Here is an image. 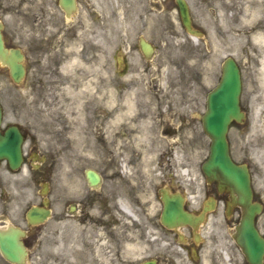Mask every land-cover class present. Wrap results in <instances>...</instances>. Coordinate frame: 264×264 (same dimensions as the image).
Segmentation results:
<instances>
[{"label":"flooded vegetation","instance_id":"flooded-vegetation-1","mask_svg":"<svg viewBox=\"0 0 264 264\" xmlns=\"http://www.w3.org/2000/svg\"><path fill=\"white\" fill-rule=\"evenodd\" d=\"M183 1L192 35L177 0H119L120 6L140 11L127 14L124 9L112 22L104 21L103 0H72L66 7L61 0H0V40L17 66L14 83L0 63V79L6 75L15 86L14 95L0 93V102L14 98L8 102L15 104L17 119L3 125H15L24 138L25 184L49 183L54 175L49 152L38 153L40 141L50 143L49 131L53 139L61 131L71 137L73 129L79 130L84 145L97 147V156L90 157L96 163L83 161L81 170H69L63 210L48 198L53 224L63 221L69 255L90 260L83 264L104 263V252L95 250V235L106 236L108 264L120 263L125 240L150 246L152 231L159 240L169 237L185 249L202 250L206 218L222 220L232 198L228 187L207 181L199 160L190 165L188 148L200 142V97L205 108L229 62L238 70L243 113L240 123L230 125L229 152L249 170L253 200L264 212V0ZM153 7L157 16L172 19L163 28L175 42L163 44L165 53H159L160 41L150 42V51L142 49L149 42L144 33ZM160 54L175 57L168 61L177 67V79H163L168 90L158 89L154 78L152 89H132L136 62L145 64L147 74ZM206 78L213 80L209 89L203 88ZM151 159L155 167H148ZM90 171L97 175L95 186L89 183ZM7 187V176H0L1 226ZM165 195L189 212L204 213L205 221L179 229L162 226ZM152 210L157 212L154 223Z\"/></svg>","mask_w":264,"mask_h":264},{"label":"rangeland","instance_id":"rangeland-1","mask_svg":"<svg viewBox=\"0 0 264 264\" xmlns=\"http://www.w3.org/2000/svg\"><path fill=\"white\" fill-rule=\"evenodd\" d=\"M118 3L119 0H103L105 22H112L111 20H113V18H119L122 15L124 9L128 11L125 12L127 14H130V11H132L137 15V13L140 11L139 9H134L133 6H120ZM127 4L131 5L130 2H127ZM153 9L154 10L151 11L152 14L146 19V25L148 26V29L144 33V36H146L148 41L154 44H156L158 41L162 42L159 53H165L166 51L164 50L165 47H163V44H174L175 42V39H172V37L168 35L169 33L166 32V28H163L166 25H170L172 19L165 18L163 16H157L155 11L156 8L153 7ZM139 35L140 34L137 36ZM108 40L110 41V39ZM169 59L174 60L175 57H168L167 55L161 54L160 56H157L154 60V64L160 62V65L156 66L153 64L147 74L143 73V66H145V64L140 61L136 62V65L133 67L135 77L132 80V82L135 84V88L132 89L150 90L152 89V85L154 83L150 82L149 80H153L152 78H154V81H159L156 82L158 89L168 90V86L166 85L168 82L164 81L163 79L167 78L169 75H171L174 80H176L178 77L177 67L171 64L168 61ZM7 80L8 78L6 77L1 79V84L4 85L2 87L3 92L9 91L14 95L15 88L14 86H10ZM212 84L213 80L206 78L205 82L203 83V88L209 89L211 88ZM105 86H109L111 88V84H106V79ZM203 100L204 99H202L201 96L199 106L201 113L199 114H202V111L204 110V105L201 103ZM8 101L14 103L15 99L10 98L3 103L6 120L17 122L14 111L15 104H10ZM55 132H58V130ZM60 133V136L54 137L52 139L50 136L51 131H49L48 139L50 140V143L47 144L48 142H46L45 144L40 141L38 143V153L47 154V152H49L50 154L49 157L51 158L50 162L53 164L54 175L49 183L47 182V186L49 187V192L47 195L49 196L50 201L53 202L54 199V202L59 210H63L67 174L69 170L71 169V172H74L75 170H81L83 167V161H86L85 163H88L89 165L96 163V160H92L90 157L97 156V147L84 145L81 137L82 133L79 130L73 129L72 133L70 134L71 137H67V133L63 131ZM200 135L199 146L197 148H188L189 163L193 167H195V164L198 162V160L201 164L208 154L210 141L202 132ZM27 143L29 144V141ZM137 148L145 149L147 147ZM144 155L153 156L154 154L144 153ZM107 158H110V156ZM184 161L186 162L185 155ZM46 166L47 163L44 164V167ZM151 166H156V163H154L153 160L151 163H148V167ZM0 173V176H7L8 187L7 191L5 192V197L8 202V204H6L8 219L23 228L25 227L22 218L23 212L27 206L39 204L40 198L37 194V190H40L41 186L25 184V177L21 173H10L4 164H0ZM155 213L156 212L154 210L149 212V217L153 221H156ZM238 219L239 216L233 215L231 221L236 224ZM130 220L136 221L137 218L134 217ZM210 223V227L206 229L205 232L206 237H204V239L207 241L204 245V251L199 261L193 262L188 256L178 253L176 245L169 239H164L163 241L154 239L151 241L150 246H147L146 243L137 242L133 238L130 240H125V243L122 246L123 252L122 256L120 257V261H122L124 264H139L143 260L155 258V253H160L162 257L157 258L159 264H231L233 261L232 259H236L237 264H247L240 249L236 246L232 236L227 233V230L225 231L224 222H218V220L215 219ZM256 225L259 231L263 233L264 213L259 218H257ZM52 229L53 220H48L43 225L29 229L28 238H26L24 241L29 250V256L26 264H83L86 261H90L85 258H80L76 255L74 258H72L69 255L64 244L63 223L57 227V232L54 237L52 235ZM229 232H233V226L232 231L230 230ZM95 237L99 239V242L103 241L102 245L99 242H94L96 245L95 250L99 251L101 249L104 252L103 260H109L106 253V250L109 248L106 242V236L95 235ZM127 245H130V248H127ZM165 245L166 248L164 247ZM167 246L170 247V249H167ZM224 251H226V254L231 257L230 260L223 258ZM0 264L8 263H6L0 256Z\"/></svg>","mask_w":264,"mask_h":264},{"label":"water","instance_id":"water-1","mask_svg":"<svg viewBox=\"0 0 264 264\" xmlns=\"http://www.w3.org/2000/svg\"><path fill=\"white\" fill-rule=\"evenodd\" d=\"M187 21V18L185 19ZM0 45V59L1 58ZM11 75L16 79V66L6 62ZM239 79L232 66L224 70L221 82L215 92L209 97L207 111L203 116V128L211 139L209 157L203 164L202 170L209 179L220 180L228 185L237 196L236 203L243 207V214L236 227L235 241L241 247L249 264H262L264 255V239L259 236L254 227V218L260 212L257 204L251 203L249 175L244 166L234 164L228 154L226 142L227 126L232 120L240 119L238 109ZM1 120V111H0ZM21 136L16 129L0 133V159H7L10 168L16 169L21 162ZM167 208L162 213V221L172 227L176 224H191L192 216L181 208L172 209V201H165ZM47 210L32 208L28 212L30 223L43 221ZM41 219V220H40ZM22 232L8 229L0 234V252L8 262L23 264L26 252L20 241ZM153 264V263H150Z\"/></svg>","mask_w":264,"mask_h":264}]
</instances>
